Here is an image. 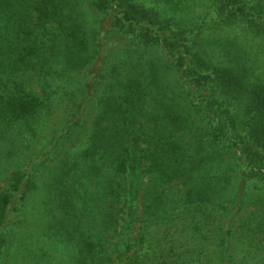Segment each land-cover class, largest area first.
Segmentation results:
<instances>
[{"label":"trees","instance_id":"1","mask_svg":"<svg viewBox=\"0 0 264 264\" xmlns=\"http://www.w3.org/2000/svg\"><path fill=\"white\" fill-rule=\"evenodd\" d=\"M0 264H264V0H0Z\"/></svg>","mask_w":264,"mask_h":264}]
</instances>
